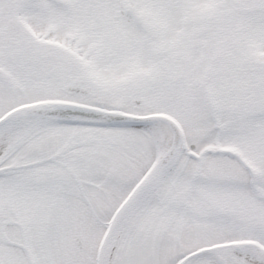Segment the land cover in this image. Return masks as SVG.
Masks as SVG:
<instances>
[{
    "label": "snow or ice",
    "instance_id": "1",
    "mask_svg": "<svg viewBox=\"0 0 264 264\" xmlns=\"http://www.w3.org/2000/svg\"><path fill=\"white\" fill-rule=\"evenodd\" d=\"M0 264H264V0H0Z\"/></svg>",
    "mask_w": 264,
    "mask_h": 264
}]
</instances>
